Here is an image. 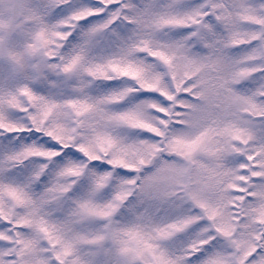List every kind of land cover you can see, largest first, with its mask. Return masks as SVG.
<instances>
[{"label": "snow or ice", "instance_id": "1", "mask_svg": "<svg viewBox=\"0 0 264 264\" xmlns=\"http://www.w3.org/2000/svg\"><path fill=\"white\" fill-rule=\"evenodd\" d=\"M69 4L0 0V134L38 132L59 146L33 143L6 154L0 176L32 157L52 161L65 149L86 158L62 167L40 193L32 184L47 163L27 184L0 178V223L5 225L0 228V264H112L113 258L115 264H185L161 242L203 220L202 235L187 255L222 237L225 250L206 264H264V83L248 92L237 88L264 73V0H100L99 6L53 20V11ZM104 13L106 19L65 51L81 21ZM117 22L132 25V35L112 28ZM217 25L225 32H218ZM253 25L258 30H249ZM173 28L188 31L180 38L161 37ZM106 36L118 43L119 52L93 55ZM253 41L260 44L246 54H229ZM139 53L155 61L148 63ZM53 74L58 79H51ZM60 77H75L80 96L63 98L34 87L36 82L56 87L63 83ZM119 77L136 86L98 97L85 91L93 80ZM141 90L158 92L170 103L109 109ZM13 110L26 120L11 119ZM121 124L145 129L154 139L125 140L114 134ZM98 161L111 170L90 167ZM153 165L158 166L144 174ZM116 169L135 175L120 177L112 198L97 202L95 194L112 183ZM85 175L93 180L89 196L63 208ZM137 190L144 201L178 198L199 211L163 225L149 222L148 210L130 225L116 223L115 215ZM95 218L106 221L104 230L85 231L84 222ZM86 247L95 251L84 255Z\"/></svg>", "mask_w": 264, "mask_h": 264}, {"label": "rangeland", "instance_id": "2", "mask_svg": "<svg viewBox=\"0 0 264 264\" xmlns=\"http://www.w3.org/2000/svg\"><path fill=\"white\" fill-rule=\"evenodd\" d=\"M160 2H165V0H160ZM187 3L194 4L200 2V0H186ZM100 0H70V4L67 6H60L56 8L52 13L53 20L61 19L67 15H70L71 11L84 7V6H99ZM107 18V13L101 14L99 16L88 17L87 19L80 22L79 26L72 32L69 37L68 42L65 44V51L70 52L77 44H79L83 38V33L86 32L91 26L102 22ZM119 25V26H117ZM132 25L127 23L114 24V28L122 36L128 37L132 35ZM259 26H250L249 30H258ZM187 29L184 28H173L165 29L161 33L162 38H180L187 34ZM218 32H225L222 25H217ZM260 41H253L250 45H241L239 47H233L229 49V54L232 56H242L255 46H258ZM99 47H97L93 55L100 56L113 52H119V45L113 42L107 36L99 40ZM138 58L146 60L148 63L155 61V58L147 56L145 53H139ZM51 79H58L55 74L52 75ZM63 83L58 86L53 87L50 83H39L36 82L34 87L37 91L43 94H49V91L57 96L63 98H76L80 96L76 84L77 79L75 77L64 80L63 77L59 78ZM91 79V78H89ZM264 83V73L253 74L252 77L247 78L237 84V88L242 92H248L255 90L260 84ZM135 87V81L127 77H119L114 80H104L96 79L88 85L85 89L89 96L98 97L103 95H108L112 92L120 91L125 87ZM159 102L164 105H168L170 102L160 93L154 91L141 90L130 94L126 99L119 103H113L108 105L109 109L114 112H123L126 110H131L141 104V102ZM150 115H157L154 110L149 109ZM163 115V114H159ZM9 116L13 120H26L24 113L13 110L9 113ZM18 134V137L16 136ZM114 134L124 138L128 141L133 140H152L154 136L152 133L145 129L133 128L126 124L117 125L114 129ZM15 138L17 140L15 141ZM33 143L40 144L46 148H57V142L52 140L47 136L31 131H24L19 133H4L0 134V169H3L4 161L3 157L12 152L23 148L26 145H31ZM166 159H173L174 157L165 155ZM83 153L78 152L76 149H65L58 157L52 161H48L41 157H32L25 160L22 164L7 168L3 176L0 178L4 179L6 182H16L20 184H27L30 182L34 173L39 169V166L47 163L48 168L45 173L40 177L38 181L32 184V188L35 192L40 193L49 187L57 178V173L62 167L70 162H80L85 160ZM105 162L98 161L92 162L90 167H95L97 172L110 171L111 166L105 167ZM158 165L150 166L144 174H148L150 171H154L155 167ZM135 175V173L130 172L127 169H116L114 176L116 177L111 184L105 186L102 190L95 194V199L97 202H105L110 200L115 193L116 185L119 183L120 177H128ZM93 185V180L90 176L85 175L77 180V183L73 186L72 190L67 194V199L63 202L62 207L70 209L72 204L78 199L87 198L91 192ZM148 210L151 215L148 217L149 222L163 225L171 222L179 216L191 214L198 212V208H193L192 202L188 200H180L178 198H169L167 201H154L147 202L142 199V197L137 193H134L124 205L117 212L114 217V221L120 225H130L136 222L139 217ZM106 221L101 218H95L85 221L83 224V229L85 231H95L101 232L104 230V225ZM207 224L206 220L200 221L197 224L192 225L188 229L182 232L176 233L174 236L162 241V246L168 250L171 254L176 256H183L185 264H206L207 260L215 257L216 255L222 253L226 248V242L222 237H217L216 240L212 241L210 244L205 245L199 252L194 255H187L189 250V245L194 243L202 235L200 229ZM5 227L4 224L0 223V228ZM106 247H110V242H106ZM95 251V248H85L83 254L87 255L90 252ZM112 264H115L114 258Z\"/></svg>", "mask_w": 264, "mask_h": 264}]
</instances>
